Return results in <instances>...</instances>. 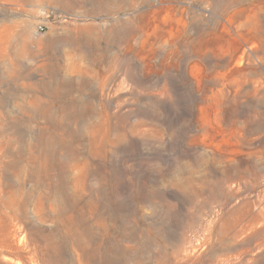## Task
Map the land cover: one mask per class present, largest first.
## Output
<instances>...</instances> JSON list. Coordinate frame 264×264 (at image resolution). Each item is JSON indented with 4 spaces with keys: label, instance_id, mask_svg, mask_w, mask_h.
I'll return each mask as SVG.
<instances>
[{
    "label": "rangeland",
    "instance_id": "rangeland-1",
    "mask_svg": "<svg viewBox=\"0 0 264 264\" xmlns=\"http://www.w3.org/2000/svg\"><path fill=\"white\" fill-rule=\"evenodd\" d=\"M0 264H264V0H0Z\"/></svg>",
    "mask_w": 264,
    "mask_h": 264
}]
</instances>
